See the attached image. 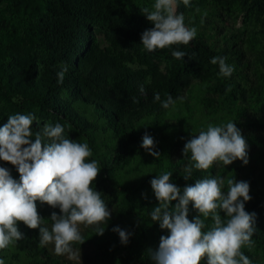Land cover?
<instances>
[{
  "label": "rangeland",
  "instance_id": "rangeland-1",
  "mask_svg": "<svg viewBox=\"0 0 264 264\" xmlns=\"http://www.w3.org/2000/svg\"><path fill=\"white\" fill-rule=\"evenodd\" d=\"M71 2L80 7L77 19L68 17L60 0H0V127L10 115L32 114L33 133L59 123L66 137L87 143L92 151L88 162L96 160L100 167L93 189L102 192L104 178L113 182L112 195L101 197L111 215L102 235L93 231L94 226H79L85 240L72 247L80 260L56 255L52 244L40 246L39 228L23 222L17 226L24 238L0 250V260L4 264H155L151 254L169 230L147 219L148 208L158 206L150 181L172 172L170 182L181 194L185 186L204 178L248 182L251 200L245 202V210L256 214L255 231L252 246L241 251L252 264H264V0H190L189 6L178 0L177 12L183 14L185 25L196 28L191 42L200 40L217 54H194L190 67L176 76L171 94L167 93L175 59L171 53L179 44L150 52L141 43L142 33L154 27L141 10H153L154 0ZM38 24L53 26L59 34L41 36L34 30ZM118 27L131 37L119 34ZM213 57H225L234 67L230 77L219 74V65L210 62ZM64 65L75 76L59 89L60 110L81 120L88 131L77 130L59 111L24 97L27 88H38ZM4 85L16 90L10 98L3 94ZM157 93L160 101L154 100ZM169 95L175 104L165 109L161 102ZM229 121L248 144V163L217 162L206 171L193 168L191 178L184 179L185 167L194 163L190 153L183 152L185 143L209 124ZM145 135L153 139L152 150L159 152V158L141 146ZM0 167L19 181L16 166L0 160ZM35 203L44 226L50 228L51 213L59 215L60 209ZM197 215L190 202L189 219ZM212 223L209 217L203 231ZM115 227L130 234L126 244Z\"/></svg>",
  "mask_w": 264,
  "mask_h": 264
},
{
  "label": "clouds",
  "instance_id": "clouds-1",
  "mask_svg": "<svg viewBox=\"0 0 264 264\" xmlns=\"http://www.w3.org/2000/svg\"><path fill=\"white\" fill-rule=\"evenodd\" d=\"M182 3L189 6L190 0ZM152 7L151 11L141 10L154 25L141 35L146 50L188 45L195 38L196 28L186 26L183 14L177 12L178 0H154ZM171 54L176 59L186 56L183 51ZM210 62L219 65L221 76L230 77L234 71L225 57H213ZM66 72L64 65L57 73L58 83H63ZM160 99L159 93L154 95L155 101ZM161 104L167 109L175 101L169 95ZM35 120L32 114H15L8 116L0 127V160L16 166L19 173L17 181L8 169L0 167V250L24 238L17 226L23 222L28 228H39L40 246L52 244L56 255L80 260V253L72 247L85 240L79 226H94L93 231L102 235L111 215L101 193L92 187L100 167L96 160L88 162L92 151L87 143L66 137L59 123L46 124L33 133ZM141 146L150 155L160 157L159 152L152 150L154 141L150 136L143 137ZM247 149L248 144L234 122L209 124L184 145V154L190 153L194 163L185 167L187 174L183 177L187 180L193 168L206 171L217 162L229 165L239 159L246 165ZM171 176L172 172H164L150 181L158 201L150 213L151 219L169 230L167 236L160 237L158 249L151 254L155 264H200L205 259L206 264H252L241 251L244 246H252L255 231L256 214L245 210V202L251 200L249 183L216 176L196 180L194 185L185 186L181 194L180 188L170 182ZM36 201L60 209L59 215L51 213L50 228L44 226ZM172 201L178 202L172 206ZM190 202L198 211L191 220ZM221 211L227 219H222ZM209 217L212 226L203 231ZM113 231L118 233L121 243L128 242L129 233L119 227ZM0 264L4 261L0 260Z\"/></svg>",
  "mask_w": 264,
  "mask_h": 264
},
{
  "label": "trees",
  "instance_id": "trees-1",
  "mask_svg": "<svg viewBox=\"0 0 264 264\" xmlns=\"http://www.w3.org/2000/svg\"><path fill=\"white\" fill-rule=\"evenodd\" d=\"M62 4V8L66 10V14L70 19H77L80 7L77 4L69 3V0H60ZM34 30L41 36L45 37H56L59 32L53 26L38 24L34 27ZM117 32L125 37L130 38V33L123 30L122 28H117ZM81 40L88 42L87 38H82ZM177 51H183L186 53V56L183 59H174L172 72L169 76V81L171 82L170 86L167 87V93L171 94L174 89V81L178 74L187 70L192 61V57L196 53H202L204 56H211L217 54L216 51L209 48L206 44H204L200 40H196L194 42H190L188 45L179 44V47L176 48ZM61 71V69L56 70L54 73L50 75V77L45 81L41 82L38 88L32 87L27 88L24 97L28 99L32 103H36L46 109H51L54 112H60V116L62 119H71L74 127L79 131H88V127H86L83 122L76 118H70V115L60 110V104L58 101L59 89L64 83V81H68L75 76V73L72 70H68L65 73L63 83H58L57 73ZM3 94L5 97L10 98L13 94H15V89L9 88L7 85L2 86ZM121 136V135H120ZM113 185V182L108 178H104V183L102 184V194L112 195V190L110 187ZM173 202V201H172ZM171 202V203H172ZM152 208H148V218L152 221L150 213L152 212ZM189 218V217H188ZM159 222V221H157Z\"/></svg>",
  "mask_w": 264,
  "mask_h": 264
}]
</instances>
